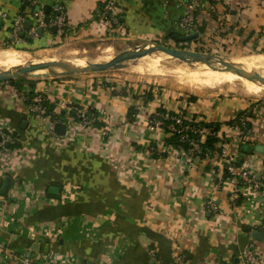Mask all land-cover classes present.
Wrapping results in <instances>:
<instances>
[{
  "label": "crops",
  "instance_id": "1",
  "mask_svg": "<svg viewBox=\"0 0 264 264\" xmlns=\"http://www.w3.org/2000/svg\"><path fill=\"white\" fill-rule=\"evenodd\" d=\"M34 1L44 16L46 8L63 7L64 29L53 32L47 26L32 36L27 30L28 40H14L16 16L31 20V28L36 19L22 0H0V48H46L114 36L175 42L182 34L177 23L184 0H114L118 23L110 27L98 17L105 0ZM194 32L199 33L194 42L214 53L263 51L264 0H201ZM30 89L61 117L39 121L16 89L0 84V121L17 139L14 146L0 148V247L16 254L5 259L0 251V264H24L23 254L41 264L61 257L81 264H245L250 244L264 257V235L252 238L253 231L264 234V187L256 194L240 188L233 199L227 181L216 184L219 160L186 164L176 151L155 156L151 150L160 153L169 134L147 125L158 107L195 115L220 123L219 136L230 137L228 149L237 152L242 144L226 122L250 111L246 142L254 150L241 165L264 183V98L214 95L189 102L183 92L132 88L95 74L35 78L24 91ZM144 92L153 98L145 100ZM130 106L138 109L133 119ZM76 108L93 112L102 126L70 128L65 121ZM56 124L61 127L54 131ZM209 198L219 213L205 209Z\"/></svg>",
  "mask_w": 264,
  "mask_h": 264
},
{
  "label": "built area",
  "instance_id": "2",
  "mask_svg": "<svg viewBox=\"0 0 264 264\" xmlns=\"http://www.w3.org/2000/svg\"><path fill=\"white\" fill-rule=\"evenodd\" d=\"M24 4H26L30 9H33L35 7V1L34 0H22ZM201 0H184V13L179 19L177 25L180 31L182 32V35H188L194 32V26H195V15L197 8L199 6ZM55 16L50 19L48 25L44 24L42 19L44 15L42 12H34L33 15L35 20V24L33 28L26 29L24 26V22L26 20V17L24 15H18L12 20L11 24V38L14 40H17L20 38V35L25 32V30H28L29 34L35 35L36 34V28L38 26L43 27H51L53 25L57 26L59 30H63L65 26V11L63 7H56L55 10ZM118 9L115 5L114 0H106L104 2L103 7L100 8L98 11V17L100 20L106 23L108 27H110L112 24L118 23ZM0 84L4 85H11L14 89H16V94L18 95L21 100L28 102V111L33 114L39 121H50V115L46 112L45 107V98L41 94L33 93V95L29 98L27 95V92L20 91L16 87H14L10 81H2ZM137 111L138 109L135 108ZM136 113V112H135ZM75 117L74 116H68L65 123L70 125V128H73L75 124L80 123L83 126H89L92 124V122L95 120V116L88 117L86 114V110L83 108H76L75 109ZM135 115V114H134ZM133 115V116H134ZM170 120V124L166 125L168 131L170 133H174L178 135L179 138V144L174 145H166L163 150L160 151V153L156 152L155 150H151V153H156L160 157L162 153L169 152V151H176L177 153H181L183 155V158L185 160V163H189L193 160H196L198 157V154L201 152L200 144H202L206 137L209 135L214 134L211 130V128L204 127V126H191L188 123L184 124L183 120L191 121V118H184L182 116V113L176 112L174 115H170L169 113L165 112L164 114H157L153 113L148 118V128L151 130H154L158 127H163L164 121ZM246 123V117L242 116L240 118L239 124L236 123L234 125L229 126L230 130L235 131L237 133V136L239 138L240 144H244L247 141V136L249 133V130L243 129L242 126H244ZM75 128V127H74ZM73 128V129H74ZM50 131L53 132V128L50 127ZM104 137L107 136L108 130L103 129L102 131ZM197 135V139L193 137L192 135ZM220 141L217 143L216 147L220 149L218 152H208L207 159L209 160H219L223 164V166L220 168H217L215 170V176H216V184L218 186H221L224 182H228L229 185L232 188L231 196L233 199H236V193L239 191L240 188H249L251 191V194H256L261 188L264 187V183L261 181H256L255 175L249 171L247 168H245L243 165L241 166H233L232 161L235 160L236 156L238 155V151L236 152H230L228 149L230 144H232L233 140L230 139V137H225V135H221ZM17 142L16 137H14V132L12 131L10 125L6 121H0V148H6V144L8 146L15 145ZM187 144L189 148L184 149L183 145ZM239 148V147H238ZM226 167L231 174V177L227 179L222 178V170L223 167ZM214 173V170H213ZM241 183V186L239 185ZM205 209L208 210V212L212 214L219 213V207L217 203L212 199H206L205 201ZM4 208L0 207V213L3 212ZM0 220H3V218L0 217ZM0 251L3 253V256L5 259H11L12 257H15L16 254L13 250H10L9 248L5 246L0 247ZM21 261L24 264H41L35 262L32 258L25 256L21 257ZM244 263L245 264H264V257L259 254L254 244H250L249 248L244 252ZM43 264H81L76 263L71 260H66L64 258H53L52 260H47L46 263Z\"/></svg>",
  "mask_w": 264,
  "mask_h": 264
},
{
  "label": "bare ground",
  "instance_id": "3",
  "mask_svg": "<svg viewBox=\"0 0 264 264\" xmlns=\"http://www.w3.org/2000/svg\"><path fill=\"white\" fill-rule=\"evenodd\" d=\"M129 51L130 49H126L122 52L126 53ZM77 52V48L69 47L65 49L64 53L67 55H76ZM116 56L117 54L114 51L113 45L109 44L100 49L99 55H97L94 62H109ZM170 58L174 60L176 59L164 52L157 51L154 47H147L142 51L140 56L124 63L119 69L139 75L171 76L178 82L198 90L202 88H216L228 84L230 87L240 86L249 95H264V85L254 81L245 73L212 69L206 65L200 69H189V63L186 62H180L178 66L174 67L168 62ZM77 59L78 58H73L71 63H75V61H78ZM225 61L242 66L245 69H252L264 77V52L235 55ZM43 63H60V61L57 60L56 57L51 58L48 55L36 57L34 54L26 50H17L13 48L0 49V70L26 64ZM210 64L213 68H223V65L216 61H210Z\"/></svg>",
  "mask_w": 264,
  "mask_h": 264
},
{
  "label": "rangeland",
  "instance_id": "4",
  "mask_svg": "<svg viewBox=\"0 0 264 264\" xmlns=\"http://www.w3.org/2000/svg\"><path fill=\"white\" fill-rule=\"evenodd\" d=\"M149 39V40H155V38H143V37H135V36H127V37H109L106 39L102 40H97V41H92V42H71V43H64L62 45H56V46H51V47H46V48H34L30 49L31 53L34 54L36 57H39L41 55H48L51 58H55L59 60L60 62H65V63H70L73 58H81L85 61L88 62H94L95 58L97 55H99V51L103 46L112 44L114 47V51L116 54L122 52L123 50L126 49H133L134 46L139 45L142 40ZM156 41V40H155ZM195 41V40H194ZM171 42V41H162L158 40V42L165 43L169 47L181 50V51H186V52H194V53H209V54H216L221 57H223L225 60H229L232 58V56H235L237 54L234 53H214L213 51L207 49L204 47L202 48L201 45H198L196 42ZM66 46V47H65ZM98 46V47H97ZM69 47H75L78 49V52L76 55H67L65 54V49ZM84 48V49H83ZM1 49V48H0ZM20 50V49H17ZM54 50V51H53ZM56 51V52H55ZM158 51V50H157ZM259 52H264L259 51ZM251 53H258L257 51L251 52ZM249 53V54H251ZM86 55V56H85ZM239 55H247V53H242ZM58 57V58H57ZM87 58V59H86ZM91 58V59H90ZM91 60V61H89ZM171 66H178L181 61L178 59H169L168 61ZM194 64V65H193ZM188 64L189 69H200L204 67V64ZM193 65V66H192ZM125 72L119 68H110L108 70H105L103 72H97V73H80V74H95L107 78H116L122 83H125L126 86H131L136 87L137 85L141 86H147V87H154L156 90L160 91L161 88L165 90H171V91H177V92H183L184 94L188 96H195L198 98H204L208 96H214L218 95L221 97L225 98H231V97H246L251 100H259L261 98H264V95H249L247 94L240 86H233L230 87L228 84L221 85L216 88H202V89H193L190 88L189 86L182 84L178 82L176 79H174L171 76H151V75H139V74H134V73H128ZM65 76V75H64ZM160 76V77H159ZM38 78H43V77H38ZM46 78V77H44ZM50 78V77H49ZM21 79L24 82H33L35 80L34 77H31L28 74H24L14 80ZM176 80V81H175ZM220 88V89H219Z\"/></svg>",
  "mask_w": 264,
  "mask_h": 264
},
{
  "label": "water",
  "instance_id": "5",
  "mask_svg": "<svg viewBox=\"0 0 264 264\" xmlns=\"http://www.w3.org/2000/svg\"><path fill=\"white\" fill-rule=\"evenodd\" d=\"M40 7L36 6L34 8V12H40ZM46 14L49 13V9H45ZM51 17L46 15L43 17L42 21L44 24L48 25ZM33 22L31 20H25L24 26L26 29H30L32 27ZM51 31L56 32L58 30L57 26L53 25L50 27ZM43 26H38L36 28L37 34H41L43 31ZM199 36L198 32H194L188 35H181V36H174L175 42H189L195 40ZM147 47H154L156 50L160 52H164L173 58L178 59L181 62L186 63H195V64H204L207 67L217 70L223 71H238L247 74L250 76L254 81L264 85V77L258 74L256 71L252 69H245L242 66L226 62L225 59L216 54H209V53H194V52H186L181 51L172 47H169L165 43H161L155 40L145 39L142 42L131 49L129 52L126 53H118L115 58L110 60L109 62L104 63H95V62H88L81 58H78V61L65 63H43V64H26L23 66L13 67L9 69L0 70V82L2 81H11L14 80L24 74H28L31 77L38 78V77H58L64 75H73V74H80V73H97L103 72L110 68H120L123 66L124 63L138 57L141 55L142 51ZM27 51V50H26ZM31 53V51H28ZM83 61V62H82ZM210 61H216L223 65V68H213L210 64ZM64 114V112H62ZM63 125V124H62ZM61 127L60 124H56L54 126V131ZM65 127V125H63ZM8 146V144H6ZM259 151H262L263 148H256ZM9 178H6L2 189L1 194H4L5 189L8 185ZM263 232L260 231H253L252 238L255 240L262 239Z\"/></svg>",
  "mask_w": 264,
  "mask_h": 264
},
{
  "label": "trees",
  "instance_id": "6",
  "mask_svg": "<svg viewBox=\"0 0 264 264\" xmlns=\"http://www.w3.org/2000/svg\"><path fill=\"white\" fill-rule=\"evenodd\" d=\"M106 1V0H105ZM104 5V2L100 3L99 5V10L101 7H103ZM27 6V5H25ZM32 11H34V8L31 9ZM98 10V11H99ZM51 17V19L55 16V12L54 11H49V13L47 14ZM65 27V26H64ZM64 29V28H63ZM26 32L27 30H25V32H23L20 37L23 39V40H28L27 36H26ZM182 34H178V36H181ZM194 40L192 41H189V42H193ZM177 43H180V42H177ZM14 49H20V50H30V49H25L24 47L20 46V45H15L13 46ZM10 83L16 87L18 90L20 91H24L26 88L30 87L32 82H24L22 81L21 79H18V80H11ZM26 92V91H25ZM27 95L28 97L30 98L33 93L31 91V89L27 92ZM143 96L146 97L145 100H151L153 98L152 94L150 92H144ZM188 101L189 102H195L196 101V97L195 96H188ZM28 103V102H27ZM45 107H46V112L48 115H50L51 118H54L53 116L55 115L53 113V107L48 104L47 102H45ZM136 112L134 106H130L129 109H128V118L129 119H133V115L134 113ZM165 112L169 113L170 115H175L176 112H173V111H167L165 110L164 108L162 107H158L157 110H156V113L157 114H164ZM250 111H243V112H239L234 119L226 122V125L228 126H231V125H234L236 123L239 124L240 122V118L242 116L246 117V123L243 127V129L247 130L248 129V124H249V121L247 120V117H249V114ZM86 114L88 117H92V116H95L93 114V112H90V111H86ZM71 115L75 117V109H72L71 110ZM57 118H60L61 116H59L58 114L55 115ZM182 116L184 118H187L185 117V115L182 113ZM251 117V116H250ZM170 120H165L164 121V125L163 127H161L162 129L165 130V132H167L169 134V136L167 137L166 139V144L165 145H178L179 144V138H178V135L177 134H174V133H170L166 127V125L170 124ZM184 124H189L191 126H204V127H208V128H211L212 132L214 134L212 135H209L206 137L205 141L200 144V149H201V152L198 154V157L199 158H207V156L209 155V153L211 152H218L220 149H218L216 147L217 143L220 141V137H219V132H220V128H221V124L220 123H217V122H207L205 120H201V119H198L195 115L191 118V121H187V120H183ZM92 126L94 127H100L102 126V123L98 122L97 120H94L91 124ZM192 135V134H191ZM193 137H195V139H197V135L193 134L192 135ZM14 137H16V135L14 134ZM14 145H11L10 147H12ZM183 148L184 149H187L189 148V146L187 144H184L183 145ZM253 147L250 146V143L248 142H245L244 144H242L241 146H239V150H238V155L236 156L235 160L232 161V165L233 166H240L243 161H244V157L245 155L247 154H250L252 153L253 151ZM164 153H162L163 155ZM155 156H158L157 154H154ZM217 169V167H215V170ZM231 177V174L229 173L228 169L224 166L223 167V170H222V178L223 179H227ZM241 186V183L239 184Z\"/></svg>",
  "mask_w": 264,
  "mask_h": 264
},
{
  "label": "flooded vegetation",
  "instance_id": "7",
  "mask_svg": "<svg viewBox=\"0 0 264 264\" xmlns=\"http://www.w3.org/2000/svg\"><path fill=\"white\" fill-rule=\"evenodd\" d=\"M177 43V42H176Z\"/></svg>",
  "mask_w": 264,
  "mask_h": 264
}]
</instances>
